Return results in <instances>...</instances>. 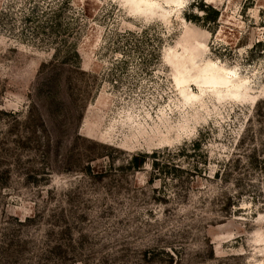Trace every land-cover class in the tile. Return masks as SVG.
I'll return each mask as SVG.
<instances>
[{"label":"rangeland","instance_id":"rangeland-1","mask_svg":"<svg viewBox=\"0 0 264 264\" xmlns=\"http://www.w3.org/2000/svg\"><path fill=\"white\" fill-rule=\"evenodd\" d=\"M157 2L0 0V264H264V0Z\"/></svg>","mask_w":264,"mask_h":264},{"label":"bare ground","instance_id":"bare-ground-1","mask_svg":"<svg viewBox=\"0 0 264 264\" xmlns=\"http://www.w3.org/2000/svg\"><path fill=\"white\" fill-rule=\"evenodd\" d=\"M130 1L136 4V8L139 11L146 8L154 13L153 9L158 6L157 0ZM201 47H194L192 52L201 54ZM187 61L192 64L191 67H187L186 65L185 55L176 54L175 60L171 62L177 71V75L175 76L176 84L179 87L181 95L186 101L192 103L199 101L200 98L207 92L214 93L218 98L228 96L238 97L241 95L242 86L233 82L232 71L207 63L205 66L200 67L196 74H192V71L197 65L195 64L193 57H188ZM190 83H195L198 86L200 94L191 90Z\"/></svg>","mask_w":264,"mask_h":264},{"label":"trees","instance_id":"trees-1","mask_svg":"<svg viewBox=\"0 0 264 264\" xmlns=\"http://www.w3.org/2000/svg\"><path fill=\"white\" fill-rule=\"evenodd\" d=\"M142 163H143V159L139 160L138 158H136L135 159V164H134L135 168L139 167Z\"/></svg>","mask_w":264,"mask_h":264}]
</instances>
